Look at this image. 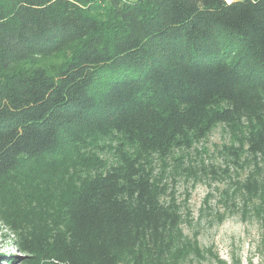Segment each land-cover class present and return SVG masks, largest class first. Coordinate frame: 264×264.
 <instances>
[{
    "label": "trees",
    "instance_id": "16d2710c",
    "mask_svg": "<svg viewBox=\"0 0 264 264\" xmlns=\"http://www.w3.org/2000/svg\"><path fill=\"white\" fill-rule=\"evenodd\" d=\"M219 124L264 160V0H0L11 264L203 258L147 159ZM99 139L117 143L114 162L83 153ZM261 188L253 174L241 184L248 200Z\"/></svg>",
    "mask_w": 264,
    "mask_h": 264
},
{
    "label": "rangeland",
    "instance_id": "374dc122",
    "mask_svg": "<svg viewBox=\"0 0 264 264\" xmlns=\"http://www.w3.org/2000/svg\"><path fill=\"white\" fill-rule=\"evenodd\" d=\"M241 137L242 131L219 124L190 147L174 149L166 158L148 157L153 176L165 190L163 201L180 210L181 234L203 255L195 258L192 253L193 263L184 259L177 264H264V160L247 155ZM116 146L99 139L83 153L109 164ZM252 174L262 188L248 200L241 184ZM14 240L0 221V264H11L21 255Z\"/></svg>",
    "mask_w": 264,
    "mask_h": 264
}]
</instances>
